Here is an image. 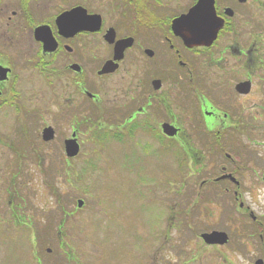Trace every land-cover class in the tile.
I'll use <instances>...</instances> for the list:
<instances>
[{
	"label": "flooded vegetation",
	"instance_id": "flooded-vegetation-1",
	"mask_svg": "<svg viewBox=\"0 0 264 264\" xmlns=\"http://www.w3.org/2000/svg\"><path fill=\"white\" fill-rule=\"evenodd\" d=\"M197 2L0 0V114L21 120L27 101L18 81L24 71L29 74L22 86L28 76L35 83L34 76L40 77L51 101L32 110L47 119L52 108L54 118L67 120L63 144L74 139L77 156L84 128V137L124 138L159 155L165 175L171 157L181 160V171L210 170L213 177L200 180L199 187H213V198L196 202L195 217L183 215L186 229L197 227L202 248L236 249L244 256L251 253L244 239L256 230L264 256V217L245 206L243 197L253 201L244 184L248 170L259 169L264 187V144L251 149L246 129L264 126V0H206L213 15L200 28L198 45L188 47L183 18ZM253 105L258 117L246 113ZM92 126L96 134L88 133ZM48 128L57 137L49 125L40 137ZM11 133L24 137L16 124ZM139 137L149 141L140 143ZM165 179L170 184L168 172ZM249 219L253 229L242 231ZM212 233L223 234L226 242L208 244L203 236Z\"/></svg>",
	"mask_w": 264,
	"mask_h": 264
},
{
	"label": "rangeland",
	"instance_id": "rangeland-1",
	"mask_svg": "<svg viewBox=\"0 0 264 264\" xmlns=\"http://www.w3.org/2000/svg\"><path fill=\"white\" fill-rule=\"evenodd\" d=\"M27 74L24 71L17 88L27 101L22 119L12 118L14 123L0 114V264H254L264 258L256 230L255 237L244 239L251 251L244 256L236 249L202 248L197 227L186 229L183 215L195 217L196 202L213 198V187H199L200 180L213 177L210 170L181 171V160L171 157L172 168L167 166L165 175L159 155L135 149L124 138L102 142L100 137H84V128L79 155L68 159L63 144L69 138L63 137L68 122L54 118L52 108L47 119L34 111L51 98L42 84L40 88V77L34 76L35 83L28 76L22 86ZM256 105L246 113L258 117ZM15 124L24 137L12 136ZM46 125L57 130L50 142L40 137ZM96 127L88 133L96 134ZM246 129L252 137L250 148L261 149L264 126ZM138 141L147 143L149 137ZM194 166L196 171L198 164ZM258 170H248L244 178L252 204L248 195L243 197L245 206L263 218L264 187ZM248 223L242 231L253 229L250 219Z\"/></svg>",
	"mask_w": 264,
	"mask_h": 264
},
{
	"label": "water",
	"instance_id": "water-1",
	"mask_svg": "<svg viewBox=\"0 0 264 264\" xmlns=\"http://www.w3.org/2000/svg\"><path fill=\"white\" fill-rule=\"evenodd\" d=\"M209 5L210 7L207 5L206 0H198L196 5L190 10L187 17L183 18V20H186V24L188 25L186 27L188 34L183 37L188 47L198 45L197 40L200 35L199 33L203 31L200 28L202 26L205 27L204 21H208L213 15V7L211 4ZM183 20L181 21L184 22ZM214 36L215 35H213L212 38H214ZM41 138L43 142L52 141L54 138L52 137V130L49 128L45 129ZM64 152L67 158H74L77 156L79 148L74 139L65 141ZM77 206L80 208L82 206V201H78ZM203 238L208 244H223L226 242L225 236L219 233H212L211 235L203 236Z\"/></svg>",
	"mask_w": 264,
	"mask_h": 264
}]
</instances>
